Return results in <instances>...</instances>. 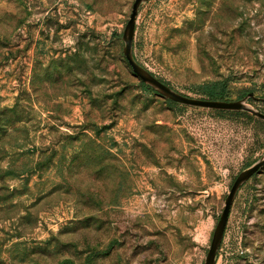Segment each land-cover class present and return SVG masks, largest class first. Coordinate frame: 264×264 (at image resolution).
Here are the masks:
<instances>
[{
    "label": "rangeland",
    "instance_id": "374dc122",
    "mask_svg": "<svg viewBox=\"0 0 264 264\" xmlns=\"http://www.w3.org/2000/svg\"><path fill=\"white\" fill-rule=\"evenodd\" d=\"M133 1L0 0V264H203L264 153L256 119L140 86L118 37ZM134 43L179 92L264 97V0H149ZM220 247L216 264H264V167Z\"/></svg>",
    "mask_w": 264,
    "mask_h": 264
},
{
    "label": "water",
    "instance_id": "95a60500",
    "mask_svg": "<svg viewBox=\"0 0 264 264\" xmlns=\"http://www.w3.org/2000/svg\"><path fill=\"white\" fill-rule=\"evenodd\" d=\"M148 1L149 0L133 1L129 18L122 32L123 53L134 74L144 83L151 86L157 94L161 95L165 99L173 100L179 104L216 110L248 111L264 120V111L254 107L248 101L249 98L264 101V97L256 96L252 92L239 99L224 100L190 96L179 92L171 85L162 81L150 69L139 62L134 52V39L140 8ZM263 167L264 153L256 161L242 169L233 180L229 192L225 197L224 206L215 225L203 264H216L218 251L224 238L231 208L237 192L243 184H245L254 174L258 173Z\"/></svg>",
    "mask_w": 264,
    "mask_h": 264
},
{
    "label": "trees",
    "instance_id": "16d2710c",
    "mask_svg": "<svg viewBox=\"0 0 264 264\" xmlns=\"http://www.w3.org/2000/svg\"><path fill=\"white\" fill-rule=\"evenodd\" d=\"M118 37L121 39L122 38V33H119ZM135 45L136 44L134 43V46ZM136 58H137V55H136ZM159 78L162 81H164L165 83L170 85V83L168 81H166L165 79H163L162 77H159ZM139 84L144 90H146L148 92H151V93H156L151 86H149L148 84L144 83L140 79H139ZM194 90H195V92L201 94L202 97H204V98L221 99V100H224V99H239V98L244 97L245 95H247L250 92H252L255 95V93H254L255 89L249 87V88H242V89L238 90V92L236 94V98H232V95H233L234 92H233L232 88L229 86V82L226 79L211 80V81H206V82L197 84L195 86ZM166 100L168 102L173 103V104L177 103V102H175L173 100H170V99H166ZM217 111L221 112V113L227 112V113L234 114V115L246 116L248 119L254 118L257 121H259V123L264 124V120L263 119H261L260 117L256 116L253 113H250L248 111H227V110H217ZM250 164L251 163H248L247 166H249ZM225 234H226V230H225V233H224V237H225ZM222 243H223V240H222ZM219 253H220V250L218 251V256H219ZM240 257H243V256L241 255Z\"/></svg>",
    "mask_w": 264,
    "mask_h": 264
}]
</instances>
